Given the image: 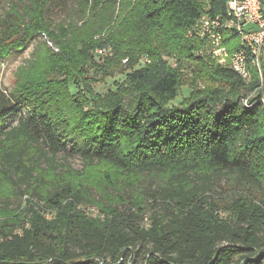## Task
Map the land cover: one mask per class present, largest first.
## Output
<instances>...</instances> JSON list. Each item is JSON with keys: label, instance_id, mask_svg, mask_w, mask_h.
Returning <instances> with one entry per match:
<instances>
[{"label": "trees", "instance_id": "trees-1", "mask_svg": "<svg viewBox=\"0 0 264 264\" xmlns=\"http://www.w3.org/2000/svg\"><path fill=\"white\" fill-rule=\"evenodd\" d=\"M71 1L58 23L49 20L51 0H13L0 17V60L37 40L34 62L0 96V172L27 203L17 216L22 233L3 221L0 264H264V86L256 72L246 82L209 64L206 51L197 53L204 43L187 35L204 12L225 15L226 0ZM109 47L110 59L96 52ZM174 52L227 89H193L170 106L181 90ZM142 54L151 62L135 67ZM126 58L125 80L95 91L93 81ZM72 157L85 167L169 172L149 193L148 226L143 200L93 217L78 208L85 197L69 181L33 189L40 168L70 172ZM216 176L262 195L218 202L207 194Z\"/></svg>", "mask_w": 264, "mask_h": 264}, {"label": "rangeland", "instance_id": "rangeland-1", "mask_svg": "<svg viewBox=\"0 0 264 264\" xmlns=\"http://www.w3.org/2000/svg\"><path fill=\"white\" fill-rule=\"evenodd\" d=\"M11 1L13 0H0V17L6 14V10L8 12ZM72 6L73 3L71 0H51L48 15L49 20L58 23L65 18ZM36 47L37 40H34L25 49L15 51L7 58L0 60V96L2 92H4L5 96H8L11 90L16 86L17 75L19 73L21 74L22 68L27 67L30 62H34L33 54ZM142 55L139 56L138 63L135 67L142 66ZM172 55H174V57L171 58V62L176 63L175 61L178 60L177 69L179 70L181 79V90L177 99L169 104L170 106L180 105L183 99L188 97L193 89L207 90L214 87L227 89L228 85L226 83L209 78V72L206 70V73L202 68H199L196 62L189 60L185 52L181 54L174 52ZM112 56L113 55L107 56L109 58L106 59H110ZM213 59H211L210 62L208 61V63L216 64V59ZM129 63L130 62L122 60L119 66L116 67V70L112 72L113 76L97 81L96 83L93 81L95 91L100 94H105L109 88H116L118 84L125 80L124 73L130 70ZM28 71L30 70L25 72ZM90 76L94 80L101 78V75L94 74L93 70L90 71ZM80 87V84H71V92L73 94L76 93ZM24 112L25 110L22 113ZM18 118L19 115L11 116L8 119L9 124H17ZM67 161L72 167L70 172H62L63 170L53 172L46 166L40 168V170L36 172L33 189L38 187L37 190L44 193L45 190L51 188L58 179H63L60 180L62 182L69 181L75 188L83 192L85 202L82 203V205H84V207H90L101 212L116 205L143 200V205L146 206L147 209L144 220L145 226H148V218L151 212L150 201L148 199L149 193L165 185L170 176L169 172H128L108 163H100L85 167L79 157H72ZM207 194L218 202L222 201L226 203L228 200L240 194L254 199L260 198L262 189L243 188V186L238 185L234 177L223 176L220 178L216 176V178L213 179L211 190L208 191ZM26 204L25 197L15 195L10 183L2 178L0 172V231L4 226L3 221L7 220L13 225L6 226L8 229L14 233H22V222L17 220V216L19 213H22L21 211ZM220 211L221 215L227 214L222 208ZM48 216L52 218L51 214ZM21 217L23 219L22 215Z\"/></svg>", "mask_w": 264, "mask_h": 264}, {"label": "built area", "instance_id": "built-area-1", "mask_svg": "<svg viewBox=\"0 0 264 264\" xmlns=\"http://www.w3.org/2000/svg\"><path fill=\"white\" fill-rule=\"evenodd\" d=\"M225 15H210L204 12L188 30L187 35L200 39L206 51L217 63L229 67L246 82L259 77L260 87L264 86V0H226ZM207 48V50H206ZM101 56L111 55L112 48H97ZM125 62L128 58L124 59ZM142 64L151 62L148 55L141 58ZM176 63H173L175 66ZM260 100L264 104V94ZM248 104V99L244 100ZM85 214L103 217L104 213L79 205ZM49 213L46 214L49 217Z\"/></svg>", "mask_w": 264, "mask_h": 264}]
</instances>
